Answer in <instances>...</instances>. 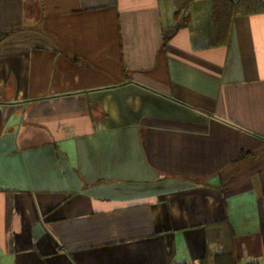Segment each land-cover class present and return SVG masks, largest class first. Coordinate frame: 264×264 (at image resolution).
Wrapping results in <instances>:
<instances>
[{
	"label": "crops",
	"instance_id": "obj_1",
	"mask_svg": "<svg viewBox=\"0 0 264 264\" xmlns=\"http://www.w3.org/2000/svg\"><path fill=\"white\" fill-rule=\"evenodd\" d=\"M212 3L0 0V264H264V0Z\"/></svg>",
	"mask_w": 264,
	"mask_h": 264
},
{
	"label": "trees",
	"instance_id": "obj_2",
	"mask_svg": "<svg viewBox=\"0 0 264 264\" xmlns=\"http://www.w3.org/2000/svg\"><path fill=\"white\" fill-rule=\"evenodd\" d=\"M212 25L213 34L215 36V43H220V37L223 38L225 34L227 21L229 15L234 11L239 12H255L262 9V0H222L221 4L216 3L217 0H212ZM220 8H223L221 11ZM223 41V39H222ZM222 43V42H221ZM214 44V42H213ZM225 252L215 253V264H236L235 259ZM245 264H258L256 261L251 260Z\"/></svg>",
	"mask_w": 264,
	"mask_h": 264
}]
</instances>
